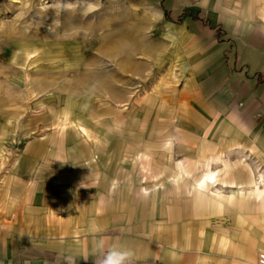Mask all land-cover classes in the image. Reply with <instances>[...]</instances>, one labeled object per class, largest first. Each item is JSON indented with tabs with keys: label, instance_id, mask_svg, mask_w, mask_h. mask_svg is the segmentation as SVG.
Segmentation results:
<instances>
[{
	"label": "rangeland",
	"instance_id": "374dc122",
	"mask_svg": "<svg viewBox=\"0 0 264 264\" xmlns=\"http://www.w3.org/2000/svg\"><path fill=\"white\" fill-rule=\"evenodd\" d=\"M169 1L197 0H0V205L34 190L40 205L61 206L0 208L11 231L34 222L41 234L56 227L58 241L79 240L196 230L197 221L213 242L214 220L264 208L256 158L238 149L215 160L164 95L173 71L164 29L176 35Z\"/></svg>",
	"mask_w": 264,
	"mask_h": 264
},
{
	"label": "crops",
	"instance_id": "0c3cea01",
	"mask_svg": "<svg viewBox=\"0 0 264 264\" xmlns=\"http://www.w3.org/2000/svg\"><path fill=\"white\" fill-rule=\"evenodd\" d=\"M168 4L176 35L164 29V69L173 70L164 75V95L181 117L182 131L209 139L215 160L229 151L248 152L262 167L257 175L264 180V7L241 11L225 0H197L189 7ZM234 137L241 138L239 146ZM33 191L32 198L4 201L0 208L61 207L40 205ZM8 218L2 211L0 264H66L67 256L75 264H95L101 241L105 249L119 244L131 250L129 264H264V208L239 220H214L211 226L219 237L213 242L200 238L205 233L197 221L198 229L188 226L194 231L165 228L144 236L89 234L79 240L70 234L58 241L56 227L41 234L33 222L25 225L33 229L17 233L10 230Z\"/></svg>",
	"mask_w": 264,
	"mask_h": 264
},
{
	"label": "clouds",
	"instance_id": "9594fccd",
	"mask_svg": "<svg viewBox=\"0 0 264 264\" xmlns=\"http://www.w3.org/2000/svg\"><path fill=\"white\" fill-rule=\"evenodd\" d=\"M98 247L101 250V256L97 259L95 264H129L130 258L133 255L131 250L119 244H113L105 249L101 241ZM64 259L66 264H75V260L71 256H67Z\"/></svg>",
	"mask_w": 264,
	"mask_h": 264
}]
</instances>
